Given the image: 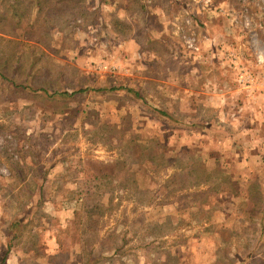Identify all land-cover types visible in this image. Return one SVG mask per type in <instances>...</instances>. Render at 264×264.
I'll return each mask as SVG.
<instances>
[{"label":"rangeland","instance_id":"obj_1","mask_svg":"<svg viewBox=\"0 0 264 264\" xmlns=\"http://www.w3.org/2000/svg\"><path fill=\"white\" fill-rule=\"evenodd\" d=\"M41 7H0V264H177L211 216L193 197L264 188L236 152L255 124L264 146V0Z\"/></svg>","mask_w":264,"mask_h":264},{"label":"crops","instance_id":"obj_2","mask_svg":"<svg viewBox=\"0 0 264 264\" xmlns=\"http://www.w3.org/2000/svg\"><path fill=\"white\" fill-rule=\"evenodd\" d=\"M258 126L255 124L252 129H249V133L253 132L250 135L252 141L248 145H240L236 152L240 154L238 160L240 165L262 169L264 168V146L257 143V131L262 128V124ZM224 145L227 144L224 143ZM224 167L230 168L232 164L227 163ZM231 178L233 177L229 179ZM232 180L231 188H225L226 186L223 185L221 189L219 184L218 189L211 194V198L205 197L206 200L203 202L193 197L194 201L186 206L189 208L192 205L195 210L199 209L198 212H202L203 209L210 210L211 216L201 225L183 228L188 231L198 229L201 234L191 235L186 240L187 245H179L185 247V251L179 250L176 255L177 264H264V188L259 185V182L249 179V174L236 175ZM207 183L199 184V189L196 191L203 192L209 186ZM153 199L154 205L151 210L153 214L156 208H162V210L168 208V215H173L178 208L176 202L166 203L163 207L155 206L157 199L154 197ZM174 229L177 230L176 226H172V231ZM53 242L55 246H59L57 241L53 240ZM153 242L155 238L152 244ZM122 245L123 242L109 254V258L120 256L118 249ZM69 258L72 260L73 257L69 255ZM74 259L76 261V257ZM98 261L99 259L92 258L86 264H96ZM142 264L147 263L144 261Z\"/></svg>","mask_w":264,"mask_h":264},{"label":"trees","instance_id":"obj_3","mask_svg":"<svg viewBox=\"0 0 264 264\" xmlns=\"http://www.w3.org/2000/svg\"><path fill=\"white\" fill-rule=\"evenodd\" d=\"M32 2V3H30ZM2 5H5L6 8H9L12 14V17H15V22L14 25L15 27H19L20 23H21V19H23L26 15H28V13L30 12V10H32L31 8H33V10L36 11V13H38L41 9H43V7H41V0H0V7H2ZM22 5H24L22 7ZM22 7V8H21ZM2 14L0 13V19L2 18ZM3 34H8L10 35V33H6L2 30H0V40H5V41H12V38H6L3 36ZM2 48L0 47V65L2 64V67L5 66V62H7V57H5L4 55H2L1 52ZM108 176V175H106ZM104 176V177H106ZM113 177H115L114 175H111ZM111 176H109L111 178ZM208 179L210 177H207ZM207 179V180H208ZM206 181V180H205ZM207 182V181H206ZM150 189H154L152 187H149Z\"/></svg>","mask_w":264,"mask_h":264}]
</instances>
